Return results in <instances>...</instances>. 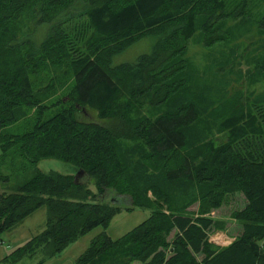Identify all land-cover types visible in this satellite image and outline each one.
<instances>
[{
    "label": "trees",
    "instance_id": "trees-1",
    "mask_svg": "<svg viewBox=\"0 0 264 264\" xmlns=\"http://www.w3.org/2000/svg\"><path fill=\"white\" fill-rule=\"evenodd\" d=\"M253 7L0 0V234L45 208L44 228L2 264L34 256L40 264L105 229L119 196L147 217L115 239L101 231L73 264H264V72L256 71L264 69V14ZM250 26L263 37L242 57L237 42ZM145 36L153 37L147 53L110 64ZM192 38L210 47L199 67L186 57ZM86 110L106 122L81 119ZM26 119L24 132L5 130ZM43 158L77 175L38 170ZM107 192L115 195L108 202ZM233 193L244 200L232 213L239 232L216 246L208 233L221 222L208 212Z\"/></svg>",
    "mask_w": 264,
    "mask_h": 264
},
{
    "label": "rangeland",
    "instance_id": "rangeland-1",
    "mask_svg": "<svg viewBox=\"0 0 264 264\" xmlns=\"http://www.w3.org/2000/svg\"><path fill=\"white\" fill-rule=\"evenodd\" d=\"M252 2L254 7L253 9L261 10L264 14V0H249V3ZM243 27H246L244 25ZM252 27V28H251ZM249 32L246 33L242 39L240 38L237 42L238 49H240V54L243 57L244 52H252L258 46L260 39H262V35L258 31V29L254 26H250ZM153 42L152 36H145L142 37L135 42L131 43L127 47H125L121 52L114 54L110 59L111 65H116L119 63H129L132 62L138 55L147 53L150 50L151 44ZM186 47V57L194 63L192 66L199 67L203 63L201 62L203 59V55H206L210 50V47L204 46L202 43L198 41V39H190L188 43L185 44ZM256 53V52H255ZM257 54V53H256ZM254 55V52H253ZM239 63H241L239 61ZM250 63V61H249ZM224 64V63H222ZM226 66L229 63H225ZM237 62H232L230 65H233V70L241 71L245 69L246 64H240V69H237ZM253 66V65H252ZM256 71L259 73H263L259 71L256 65ZM216 70H213L215 72ZM264 74V73H263ZM264 82V76H262V80ZM218 86V84H217ZM262 87L259 85H255V90L260 91ZM47 116V114L45 115ZM81 119L83 120H90V121H97L99 123L106 122L100 121L96 118L95 113L92 110H86L80 115ZM31 126V120H21L14 124H11L5 128V130L9 133L13 134H20L27 130ZM36 168L42 172H57L64 175H77V170L73 165L67 162H63L54 158H43L40 159L37 164ZM83 175L80 174L79 178ZM88 188L94 191V186L92 184V180H88ZM114 193H106L103 197L104 201H109L112 197H114ZM117 197V196H116ZM117 198H121L122 201H116L119 205H121L120 209L117 211L116 214L113 215L110 222L108 223L105 229L101 228L100 226H96L86 232L85 234L76 238L73 242L68 244L61 252L54 255L53 257L45 260L40 264H73L75 259L85 250L88 246L90 240L100 233L104 231L106 235L110 238L115 239L131 229L133 226L138 224L144 218L147 217L149 211L148 209L142 208H132V209H125V207H130L129 205V198L127 196H119ZM149 198L152 197L149 195ZM110 202H112L110 200ZM115 202V203H116ZM113 203V202H112ZM244 203L243 197L238 193H233L227 195L220 206L211 209L208 212V215L212 218L213 221L221 222V228H215L214 226L210 229L208 233V241L213 243L216 246H224L228 244L232 238L239 232V225L233 218V212L242 208ZM127 205V206H124ZM197 208V203L191 205L187 208V212L194 213ZM44 219H45V208L40 207L35 210L32 214L27 216L25 219L22 220L19 224L13 227L10 230L4 231L0 234V259L2 256L7 255L10 251L15 249L16 247L22 245L28 238L37 234L44 228ZM172 235L169 234L167 239ZM39 256L34 257H23L18 261L11 262L10 264H38L37 261ZM131 264H137L136 262H132Z\"/></svg>",
    "mask_w": 264,
    "mask_h": 264
},
{
    "label": "crops",
    "instance_id": "crops-1",
    "mask_svg": "<svg viewBox=\"0 0 264 264\" xmlns=\"http://www.w3.org/2000/svg\"><path fill=\"white\" fill-rule=\"evenodd\" d=\"M232 239H233V238H232ZM2 257H3V256H2ZM2 257H1V258H2ZM0 260H1V259H0ZM0 264H2V263L0 262Z\"/></svg>",
    "mask_w": 264,
    "mask_h": 264
}]
</instances>
